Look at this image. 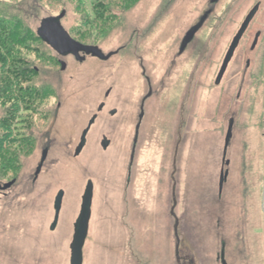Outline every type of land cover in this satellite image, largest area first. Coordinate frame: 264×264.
<instances>
[{
  "label": "rangeland",
  "instance_id": "1",
  "mask_svg": "<svg viewBox=\"0 0 264 264\" xmlns=\"http://www.w3.org/2000/svg\"><path fill=\"white\" fill-rule=\"evenodd\" d=\"M99 3L109 9L105 17ZM62 11L74 39L117 52L82 62L58 54L36 34L42 19ZM0 19L18 31L23 25L25 44L38 49L23 54L38 67L34 83L43 92L29 140L0 126V264H70L88 184L83 264H222V248L227 264H264V0H0Z\"/></svg>",
  "mask_w": 264,
  "mask_h": 264
},
{
  "label": "water",
  "instance_id": "2",
  "mask_svg": "<svg viewBox=\"0 0 264 264\" xmlns=\"http://www.w3.org/2000/svg\"><path fill=\"white\" fill-rule=\"evenodd\" d=\"M217 0H211V2H216ZM258 6H255L250 13L247 15L245 21L243 22L241 28L239 29L238 33L233 38L231 45L225 55V58L223 60L222 66L220 68L219 74L216 79V83H219L222 79L226 68L232 58V55L234 53L235 48L238 46V43L241 39V36L243 32L245 31L249 21L251 20L252 16L256 12ZM65 16V11H62L60 14L56 16H50L46 17L41 20L40 26L37 29V36L47 43L51 48H53L58 54L61 56L66 55H72L74 58L80 62L84 61L87 56L96 57L101 60H108L112 55H114L117 51L109 52L105 54L102 49L97 45H90V44H84L76 39H74L70 33L64 28V26L61 23L62 18ZM204 16L200 23L197 26H194L191 28L186 35L184 36L182 45L180 47V51H184L187 47V45L194 39L195 34L197 30L200 27V24L204 21ZM258 37V36H257ZM257 44V40L254 41L252 44V48H254ZM61 69H65V62L60 61ZM110 93V90L106 92V96ZM152 94V90L150 89L148 94L143 99L142 105H141V113L139 114V122L136 125V134L134 138V144H133V152L131 155V162L134 158V151L137 145L138 141V134H139V128L140 123L142 121V118L144 116V109L143 104L146 98H148ZM102 109V105L99 106L98 110ZM116 112V110H112L111 114L113 115ZM96 115L92 116V118L89 120V123L87 127L83 130L80 138V142L78 146L75 149V155H79L82 151L83 147L86 143V135L92 126V124L95 122ZM232 126H233V120L231 119L229 122L228 130L225 136V143H224V157L227 152V148L229 145V142L232 137ZM109 144V141L104 137L101 146L102 148L106 149ZM47 155V151L44 150L42 153L41 163L37 167L36 175L40 172L41 167L45 161ZM226 179V173L221 174L220 177V187L223 185L224 181ZM13 182L5 183L2 188L6 189L8 188ZM64 191L60 190L54 200V220L51 224L50 229L54 230L58 220H59V214L62 207V201H63ZM92 199H93V186L92 184H88L85 188L84 194L82 195V202H81V208L78 215V218L76 222L74 223V234L73 239L70 244V264H83V248L85 245L86 238L88 236L89 231V222L91 218V206H92ZM176 234V240L179 242V236ZM224 247V246H223ZM177 252H178V245H177ZM220 259L222 264H227L225 257H224V248H222Z\"/></svg>",
  "mask_w": 264,
  "mask_h": 264
},
{
  "label": "trees",
  "instance_id": "3",
  "mask_svg": "<svg viewBox=\"0 0 264 264\" xmlns=\"http://www.w3.org/2000/svg\"><path fill=\"white\" fill-rule=\"evenodd\" d=\"M97 10L104 17L109 11L103 3L97 5ZM24 28L21 25V31L12 29L6 20L0 19V106L5 107L0 126L10 130L17 139L29 140L31 116L40 111L43 92L34 83L38 67L23 54L24 50H38L25 44L27 32Z\"/></svg>",
  "mask_w": 264,
  "mask_h": 264
},
{
  "label": "flooded vegetation",
  "instance_id": "4",
  "mask_svg": "<svg viewBox=\"0 0 264 264\" xmlns=\"http://www.w3.org/2000/svg\"><path fill=\"white\" fill-rule=\"evenodd\" d=\"M188 46V45H187ZM256 47V46H255ZM106 95V94H105ZM109 95V94H108ZM107 95V96H108ZM102 105V109L101 110H98V112H101L104 108H105V102L103 101V102H101L100 103V105L99 106H101ZM99 108V107H98ZM113 110H115V109H113ZM111 111L112 110H110V114H111ZM94 115H96V118H97V116H98V114H94ZM93 115V116H94ZM96 120V119H95ZM135 134H136V127H135ZM135 134H134V137H133V144H134V138H135ZM86 137H87V135H86ZM105 137V136H104ZM103 137V138H104ZM81 138V137H80ZM106 138V137H105ZM107 139V138H106ZM108 140V139H107ZM109 141V140H108ZM79 142H80V140H79ZM86 144V143H85ZM46 151H47V148L45 149ZM132 152H133V150H132ZM131 155H132V153H131ZM130 158H131V156H130ZM41 163V162H40ZM40 165V164H39ZM42 168V167H41ZM39 174V173H38ZM38 174L37 175H35V177H34V179H33V181H36L37 180V178H38ZM179 261H180V256H179ZM192 263L191 264H193V261H191Z\"/></svg>",
  "mask_w": 264,
  "mask_h": 264
}]
</instances>
